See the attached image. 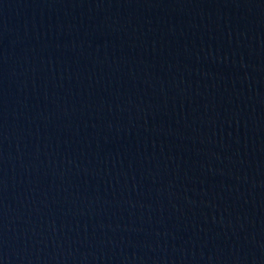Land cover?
<instances>
[{
  "label": "water",
  "instance_id": "95a60500",
  "mask_svg": "<svg viewBox=\"0 0 264 264\" xmlns=\"http://www.w3.org/2000/svg\"><path fill=\"white\" fill-rule=\"evenodd\" d=\"M0 264H264V0H0Z\"/></svg>",
  "mask_w": 264,
  "mask_h": 264
}]
</instances>
